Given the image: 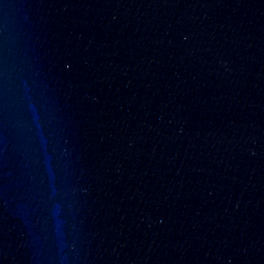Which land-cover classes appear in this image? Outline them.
Returning a JSON list of instances; mask_svg holds the SVG:
<instances>
[{"label":"water","instance_id":"water-1","mask_svg":"<svg viewBox=\"0 0 264 264\" xmlns=\"http://www.w3.org/2000/svg\"><path fill=\"white\" fill-rule=\"evenodd\" d=\"M0 264H264V0H0Z\"/></svg>","mask_w":264,"mask_h":264}]
</instances>
